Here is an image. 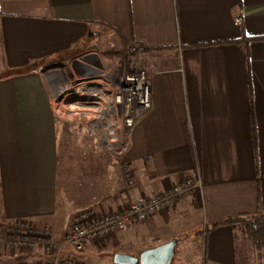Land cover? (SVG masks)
<instances>
[{
	"label": "crops",
	"instance_id": "1",
	"mask_svg": "<svg viewBox=\"0 0 264 264\" xmlns=\"http://www.w3.org/2000/svg\"><path fill=\"white\" fill-rule=\"evenodd\" d=\"M129 44L143 50L129 56ZM96 48L151 73V111L118 155L57 112L46 75ZM121 161L134 178L124 193ZM187 177L200 189L72 255L93 264L175 239L170 264H264V0H0L2 219L58 238L81 210Z\"/></svg>",
	"mask_w": 264,
	"mask_h": 264
},
{
	"label": "built area",
	"instance_id": "2",
	"mask_svg": "<svg viewBox=\"0 0 264 264\" xmlns=\"http://www.w3.org/2000/svg\"><path fill=\"white\" fill-rule=\"evenodd\" d=\"M242 21V11H239L234 17L233 23L235 26H240ZM142 50L143 47L140 45L129 44L127 55H134ZM88 53L96 54V58L92 62L80 61L76 68H72V60H70L60 63L55 67L56 70L52 68L53 71H58L55 81L49 80L53 104L56 105L55 108L57 105L60 106L61 102L67 104L68 101H73L80 92L91 98L90 101L96 110L99 109L97 94L101 82L98 78L103 77L106 80L103 83L107 85L111 94L110 111L113 115L118 116L121 124L120 146L115 148L106 144L105 149L118 155L128 148L132 128L151 111V73L144 68L134 66L129 60L124 64V68H110L105 75L104 64L98 53L95 50ZM79 58L75 59L79 60ZM96 110L94 111L96 112ZM71 119L80 120L77 116H73ZM120 170L119 188L124 193L134 186V178L131 169L122 161ZM199 189V179L194 180L187 177L172 184L163 192L139 195L116 210L103 213L94 208H86L74 214L69 228L60 239L55 238L47 224L39 227L28 219L13 221L5 228L4 232H0V243L12 244L17 249L27 252L41 250L46 257L33 262L19 261L15 263L0 259V264H88L73 256L72 253L82 252L89 242L101 243L115 232L123 229L128 223L144 221L161 209L172 206L177 197L187 196Z\"/></svg>",
	"mask_w": 264,
	"mask_h": 264
},
{
	"label": "rangeland",
	"instance_id": "3",
	"mask_svg": "<svg viewBox=\"0 0 264 264\" xmlns=\"http://www.w3.org/2000/svg\"><path fill=\"white\" fill-rule=\"evenodd\" d=\"M100 59L103 61V70H104V74L106 75L108 73V71L110 70V68H119L118 66V63L120 62L119 59L117 57L113 58L112 56L108 55V49H105V48H96L95 50ZM56 66L58 65H55L53 68H55ZM46 67V66H45ZM48 67L46 68H43L42 72H43V75L45 76V72L47 71ZM56 70V68H55ZM58 71H53V72H50V73H46L47 75V78L51 81V82H54L56 77H57V74ZM105 78V76H104ZM100 80L101 83H99L100 85V90H101V85H103V82H106V80L103 79V77L101 78H98ZM97 79V80H98ZM106 79V78H105ZM106 85V84H105ZM106 89L108 91V88H107V85H106ZM99 90V93L97 94V96L102 93V91L100 92ZM109 93V91H108ZM111 95V94H110ZM81 96H86L85 94H82V93H78L77 96L74 98V100L71 102V101H68L67 104H63V102H61L60 106L57 105V108L56 109H59V111L63 112L64 114L60 113L58 110L57 112H59L61 115H63L65 117V119H69V118H72L73 116L70 115L71 111L68 109V107H66V105H69V103H75V104H83L84 102H82V100L80 99ZM79 98V99H78ZM98 98V102L97 104L99 105V109L96 110V107H94V105L92 104V102L90 101L89 105H93V108L94 110H96V112H94L95 115V118H89V119H84L82 117H80V115H75L77 116L78 118H80L81 120L78 121V119H75L72 121V123H76V122H83V124H85L84 126H86L88 129L92 130L94 135L97 137L99 143H100V146L105 148L107 147L106 146V143L105 141L107 142V144L110 142L109 140L106 139L103 131H102V128L104 127L103 124H105V126L107 127L105 132L108 133V130L110 129L109 128V124L112 123L110 122L111 121V118L110 117V121L108 119V114L110 115H113L111 112H110V101H111V97H110V101L109 103H104L103 100H101V98L97 97ZM101 101V103H100ZM56 104H58V102H56ZM88 105V104H86ZM56 107V105H55ZM65 109V110H64ZM105 109V110H104ZM68 112V113H66ZM84 111H80L81 115ZM106 116V117H105ZM115 116L116 118V124H115V131L116 133H118V136L116 137V146H113L112 147H115V148H118L120 146V142L121 140H119L120 138V133H121V124H120V120L118 118V116L116 115H113ZM98 118V119H96ZM96 119V120H95ZM94 120V121H92ZM71 122V121H69ZM100 122V123H99ZM82 124V123H81ZM103 126V127H102ZM111 130V129H110ZM105 133V134H106ZM111 135H114V134H111ZM116 136V135H115ZM112 138H115V137H112ZM105 139V140H104ZM110 144V143H109ZM121 171V170H120ZM120 175V173H119ZM119 175L117 177V183H118V186H119ZM120 187V186H119ZM74 216V215H73ZM72 216V217H73ZM20 219H28V220H32V219H29V218H19V219H16V220H20ZM72 219V218H71ZM16 220H13V221H16ZM13 221L11 220H4L0 217V232H4L5 228L10 225ZM33 221V220H32ZM34 222V221H33ZM35 223V222H34ZM70 223H71V220H70ZM36 224V223H35ZM44 224H47L49 225L48 223H43L41 225H37V226H42ZM5 226V227H4ZM70 226V225H69ZM50 229H51V226L49 225ZM69 228V227H68ZM52 230V229H51ZM53 232V231H52ZM54 235V233H53ZM63 236V235H62ZM61 236V237H62ZM61 237H58L57 239H60ZM56 238V237H55ZM109 238V237H108ZM107 238V239H108ZM105 241V240H104ZM102 241V242H104ZM101 242V243H102ZM39 253H38V252ZM37 251H34V252H27L25 250H20V249H17L16 247H14L12 244H7V245H4L2 243H0V259L6 261V262H19V261H27V262H33V261H36L40 258H45L46 255L44 254V252H40L41 250H37ZM112 251L109 249V250H105L104 253L102 252V256H97V257H93L91 258V261L93 262V264H114L111 257L109 256V253H111ZM108 253V254H106ZM106 254V255H105ZM45 255V256H44ZM86 263L88 264H92V263H89L87 261H85Z\"/></svg>",
	"mask_w": 264,
	"mask_h": 264
},
{
	"label": "water",
	"instance_id": "4",
	"mask_svg": "<svg viewBox=\"0 0 264 264\" xmlns=\"http://www.w3.org/2000/svg\"><path fill=\"white\" fill-rule=\"evenodd\" d=\"M95 58V53L84 54L79 60H72L71 67L76 68L80 61L92 62ZM175 245L176 240L171 239L163 244L146 248L138 255L116 252L113 254L112 261L114 264H170L173 260Z\"/></svg>",
	"mask_w": 264,
	"mask_h": 264
},
{
	"label": "bare ground",
	"instance_id": "5",
	"mask_svg": "<svg viewBox=\"0 0 264 264\" xmlns=\"http://www.w3.org/2000/svg\"><path fill=\"white\" fill-rule=\"evenodd\" d=\"M102 91V93H100L97 97H99V98H101V100H103L104 101V103L106 102V103H109V101H110V97H111V95H110V93H108V91H107V89H106V85H105V83H103V85H101V90H100V92ZM79 99V98H78ZM81 100H82V102H84L83 104H75V103H69V105H66V107H68V109L71 111V113H70V115L71 116H75V115H80V117H82V118H84V119H89V118H95V115L96 114H94V108H93V105H89V103H90V99L91 98H89V97H87V96H81V98H80ZM72 102V101H71ZM111 102V101H110ZM100 103H101V101H100ZM86 104H88V105H86ZM111 107V106H110ZM58 111H59V109H57ZM84 111L83 113H84V115L82 114L81 115V113H80V111ZM60 113H62V114H64L63 112H61V111H59ZM111 113H112V111H110ZM113 114V113H112ZM108 119L110 118V117H112L111 118V121H110V119H109V121L110 122H112V123H110L109 124V128L111 129H109L108 130V133H106L105 132V130H106V126H105V124H103L104 125V127L102 128V131H103V133H104V135H105V137H106V139L107 140H109L110 142V145H117L115 142H116V137L118 136V133H116V131H115V124H116V118H115V116H113V115H110V114H108ZM106 117V116H105ZM100 123V122H99ZM104 128H105V130H104ZM106 133V134H105ZM111 134H114V135H111ZM116 135V136H115ZM112 137H115V138H112ZM106 142V141H105ZM108 143V144H109ZM106 144H107V142H106Z\"/></svg>",
	"mask_w": 264,
	"mask_h": 264
},
{
	"label": "trees",
	"instance_id": "6",
	"mask_svg": "<svg viewBox=\"0 0 264 264\" xmlns=\"http://www.w3.org/2000/svg\"><path fill=\"white\" fill-rule=\"evenodd\" d=\"M108 55L112 56L113 58L117 57L119 61H122L125 58V53L121 50H108ZM234 219H228L225 222H232Z\"/></svg>",
	"mask_w": 264,
	"mask_h": 264
}]
</instances>
